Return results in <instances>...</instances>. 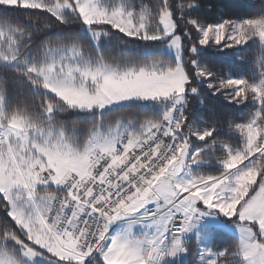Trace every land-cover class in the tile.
<instances>
[{
	"label": "snow or ice",
	"instance_id": "1",
	"mask_svg": "<svg viewBox=\"0 0 264 264\" xmlns=\"http://www.w3.org/2000/svg\"><path fill=\"white\" fill-rule=\"evenodd\" d=\"M214 7L0 0V264H264V0Z\"/></svg>",
	"mask_w": 264,
	"mask_h": 264
},
{
	"label": "trees",
	"instance_id": "2",
	"mask_svg": "<svg viewBox=\"0 0 264 264\" xmlns=\"http://www.w3.org/2000/svg\"><path fill=\"white\" fill-rule=\"evenodd\" d=\"M204 2L207 3L208 0H204ZM213 3L215 4L213 10L210 13H206L210 19H215L220 16L233 18L243 17L250 14V12L255 11V8L248 7L250 0H213ZM258 4L259 0H256L257 7ZM243 55V53L239 54V56ZM248 55L249 57H252L251 52L248 53ZM208 59L215 65L216 70H222L225 73L244 74L246 69H250L252 67L251 64L244 63L241 59H239L237 54H233L227 50L225 53L209 55ZM207 103L209 106L215 105L221 112L228 115H232L233 113V109L230 106H225L220 100L208 99ZM192 107H196V101H192ZM237 115H243V113L240 112L237 113Z\"/></svg>",
	"mask_w": 264,
	"mask_h": 264
}]
</instances>
